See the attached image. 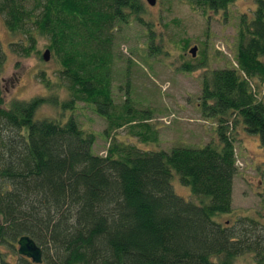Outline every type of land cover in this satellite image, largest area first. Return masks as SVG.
<instances>
[{"label":"trees","instance_id":"obj_1","mask_svg":"<svg viewBox=\"0 0 264 264\" xmlns=\"http://www.w3.org/2000/svg\"><path fill=\"white\" fill-rule=\"evenodd\" d=\"M195 1L216 9L233 0ZM145 11L142 0H0L5 25L18 37L11 49L43 59L50 49L66 91L7 100L0 85V264H11L1 246L15 249L22 234L43 248V264H236L247 252L264 264L259 220L223 218L233 211L238 172L232 128L241 123L264 138V0L240 18L236 65L203 79L201 108L217 118L218 139L170 150L115 140L98 153L97 133L75 110L80 101L91 104L107 132L139 123L129 97L116 102L113 72L123 24L143 26L148 55L168 53ZM6 57L0 39V76ZM39 76L51 89L44 69ZM44 103L58 114H40ZM146 110L139 124L149 132L138 124L141 139L154 130ZM175 173L191 197L175 190ZM16 264L38 263L20 257Z\"/></svg>","mask_w":264,"mask_h":264},{"label":"rangeland","instance_id":"obj_2","mask_svg":"<svg viewBox=\"0 0 264 264\" xmlns=\"http://www.w3.org/2000/svg\"><path fill=\"white\" fill-rule=\"evenodd\" d=\"M142 1L146 6L144 19L163 33L168 53L157 57L148 55L143 43V26L136 22L123 24L116 40L120 58L115 61L113 88L119 105L126 98L131 99L136 122L141 123L142 112L147 109L151 114L147 122L154 130L142 139L138 136L139 130L148 133L146 124L128 123L107 132L108 121L91 104L80 101L75 113L83 125L97 133L95 151L98 153H107L109 144L115 140L132 141L144 149L170 150L175 145L202 146L218 139L217 118L205 116L201 108L203 79L214 68L236 65L240 18L244 13H253L257 6V0H235L227 9L228 18H222L223 10H214L195 0H157L155 4ZM17 38L0 14V39L7 52L0 85L6 99L30 98L57 90L64 96L66 91L59 85L58 62L52 54L49 59L39 57L38 53L22 57L10 47ZM46 43L45 38H40L37 45L44 51ZM195 43L199 47L194 56L189 47ZM186 64L195 66L191 70L183 69ZM41 69L51 78V89L40 78ZM58 111L50 103L39 108L42 115H57ZM232 130L236 137L238 172L234 178L233 211L223 218L233 222L239 215L254 216L259 220L257 230L264 234V138L259 133L246 131L241 123ZM172 182L178 193L192 196L190 187L182 183L179 174H174ZM1 248L8 251L9 260L14 263L19 260L17 250L6 245ZM254 262L255 252L240 254L235 259L236 264Z\"/></svg>","mask_w":264,"mask_h":264},{"label":"water","instance_id":"obj_3","mask_svg":"<svg viewBox=\"0 0 264 264\" xmlns=\"http://www.w3.org/2000/svg\"><path fill=\"white\" fill-rule=\"evenodd\" d=\"M151 4H155L156 0H148ZM198 45L190 47L192 55H196ZM51 56L50 49L44 51V58L49 59ZM19 247L18 252L26 255L36 263H42L44 260L43 248L36 242V240L29 234H22L17 240Z\"/></svg>","mask_w":264,"mask_h":264},{"label":"flooded vegetation","instance_id":"obj_4","mask_svg":"<svg viewBox=\"0 0 264 264\" xmlns=\"http://www.w3.org/2000/svg\"><path fill=\"white\" fill-rule=\"evenodd\" d=\"M235 0H233V1H230V2H228L227 3V5L225 6V7H219V8H216V9H214V10H217V11H224V12H222V18H228L227 16H228V14H227V9H229V7H230V4H232L233 2H234ZM156 2H157V0H156ZM155 2V3H156ZM202 4V3H201ZM225 22H226V20H224ZM193 45H198L197 43H195V44H193ZM192 45V46H193ZM191 46V47H192ZM199 47V46H198ZM189 52H190V47H189ZM192 54V53H191ZM195 56V55H194ZM7 246V245H6ZM18 247H19V244H18V242H16V245H15V249H13V248H11L12 250H17V252H18ZM3 251V250H2ZM3 253L5 254V258H6V260L8 261V262H10L11 264H16V263H14L13 261H11V260H9L8 259V257H7V253H8V251L6 252H4L3 251ZM19 253V252H18ZM20 254V253H19ZM20 257H23V258H26V259H29V260H31V261H33L32 260V258H30V257H28V256H26V255H22V254H20ZM20 257H19V259H20ZM34 262V261H33ZM36 263V262H35ZM38 264H43V263H38Z\"/></svg>","mask_w":264,"mask_h":264}]
</instances>
